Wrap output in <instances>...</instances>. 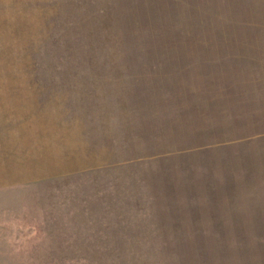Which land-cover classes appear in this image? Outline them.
I'll return each instance as SVG.
<instances>
[{
  "label": "rangeland",
  "instance_id": "obj_1",
  "mask_svg": "<svg viewBox=\"0 0 264 264\" xmlns=\"http://www.w3.org/2000/svg\"><path fill=\"white\" fill-rule=\"evenodd\" d=\"M181 1L0 0V264H264V0Z\"/></svg>",
  "mask_w": 264,
  "mask_h": 264
},
{
  "label": "trees",
  "instance_id": "obj_2",
  "mask_svg": "<svg viewBox=\"0 0 264 264\" xmlns=\"http://www.w3.org/2000/svg\"><path fill=\"white\" fill-rule=\"evenodd\" d=\"M180 1V4H185L184 2H182L181 0H179ZM189 13H191L192 11H190V10H187ZM181 14L183 15L184 14V11H181ZM149 25H150V23H149ZM144 28H145V32L147 33V32H151L152 33V35L154 36V35H156L158 32L155 30V27H151V26H144ZM181 30V29H180ZM179 31V30H178ZM178 31H173L174 32V34L176 33V32H178ZM181 34V36L183 35V33L181 32L180 33ZM179 37V36H177V35H175L174 36V38H176V39H178V40H181V39H179V38H182V37ZM185 42V41H184ZM154 43V42H153ZM177 43V42H176ZM162 46V48H163V45H161ZM156 47V44H154V46H150L149 48H151V52H154V48ZM156 50V49H155ZM176 96H177V98H178V100L179 101H181L182 103H185V104H193L194 102H196V104L197 103H199V102H202V101H204L205 99L204 98H198V97H195V95H190V94H187V95H183V94H181V93H176ZM187 110H181V112L180 113H182V115L181 116H183V117H187L188 116V114H187V112H186ZM193 111H196V110H193ZM198 112V111H197ZM193 114V113H192Z\"/></svg>",
  "mask_w": 264,
  "mask_h": 264
},
{
  "label": "crops",
  "instance_id": "obj_3",
  "mask_svg": "<svg viewBox=\"0 0 264 264\" xmlns=\"http://www.w3.org/2000/svg\"><path fill=\"white\" fill-rule=\"evenodd\" d=\"M212 158V157H211ZM212 160H213V158H212ZM200 166V165H199ZM199 166H198V168H199ZM218 166H219V164H217V163H214V167L213 166H211V172H213V173H216V172H219V171H223V169H221V167H219V169H218ZM198 168L197 169H195V171L196 170H198ZM158 171H161L162 173H164V169L162 168V169H157ZM199 170H201V169H199ZM216 176H219V175H217V174H215L214 175V177L216 178ZM164 178V177H163ZM163 178H162V181H163ZM179 178H178V182H179ZM157 203H159V204H161L160 203V201L159 200H157L156 201Z\"/></svg>",
  "mask_w": 264,
  "mask_h": 264
}]
</instances>
